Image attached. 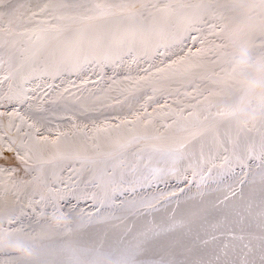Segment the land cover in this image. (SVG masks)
Masks as SVG:
<instances>
[{
	"label": "snow or ice",
	"instance_id": "1",
	"mask_svg": "<svg viewBox=\"0 0 264 264\" xmlns=\"http://www.w3.org/2000/svg\"><path fill=\"white\" fill-rule=\"evenodd\" d=\"M232 49L264 59V0H0V160L23 165L0 164V233L34 257L0 264H264V120L238 118L264 96L226 89Z\"/></svg>",
	"mask_w": 264,
	"mask_h": 264
},
{
	"label": "clouds",
	"instance_id": "2",
	"mask_svg": "<svg viewBox=\"0 0 264 264\" xmlns=\"http://www.w3.org/2000/svg\"><path fill=\"white\" fill-rule=\"evenodd\" d=\"M236 54L242 55L248 61L250 75L246 78H241L240 81L244 87L251 89L256 96H264V85L258 83L261 78H264V59L260 57L251 58L246 52L241 53L238 49H232ZM224 111L229 112L228 108ZM264 120V113L259 109L253 108L250 111L242 113L240 117L241 122H246L248 125L255 124ZM54 227H63L66 221L53 219L51 221ZM0 250H6L23 258L25 261H32L34 257L29 250L21 247L19 244L9 242L7 239H0Z\"/></svg>",
	"mask_w": 264,
	"mask_h": 264
},
{
	"label": "bare ground",
	"instance_id": "3",
	"mask_svg": "<svg viewBox=\"0 0 264 264\" xmlns=\"http://www.w3.org/2000/svg\"><path fill=\"white\" fill-rule=\"evenodd\" d=\"M188 46H189V47H193V46L191 45L190 42L188 43ZM196 47H198V45H196ZM186 50H187V49H186ZM193 51H195V47H193ZM236 55H238V54H236ZM231 66H232V65H231L230 62H229V63H226V65H225V67H226L229 71L231 70ZM141 67H147V65L144 64V65H141ZM134 68H135V66H134ZM105 69H108L109 72H111V73L113 72L112 69H111L110 67L105 68ZM118 70H119V69H118ZM125 74H126V73H125L124 71H120V73H117V72H116L115 76H112L111 78H114V79H116V80H122V79H123V76H124ZM139 74H140V75H143L142 72H140ZM132 75H134V76L137 75V72L134 70L133 73H132ZM57 80H59V79H57ZM37 82H39V81H37ZM48 82H51V81H48ZM109 83H111L110 80H109ZM122 86H126V85H122ZM241 86H243V84L241 83L240 79H231V78H229V79L227 80V82H226V89H227L228 91H230V90H232V89H235V88H238V87H241ZM113 87L115 88L116 86H113ZM98 95H99V93H98ZM108 95L114 99V98L117 97V92H116V91H112V92L109 93ZM83 97L85 98V99L83 100L84 103L92 104L93 101H95L96 107H99V108L101 109V111H102L105 115H114V114H116V112H117L118 110H120V108H121V105H116V104H114L112 108H107V107H105L106 104L113 103V99H108V98H106V97H104V96H102L101 99H100L99 101H96V100H95V97L88 98V97H89V93H88V92H84V93H83ZM119 98H120L121 100H123V97H119ZM225 100H226L227 103H231V96L226 95V96H225ZM128 103H132L134 106H137V105H135V101H134L131 97H129L128 101H126V102L124 103V106H123V114H126V113H127V104H128ZM106 109H109V110H111V111H107ZM3 110H4V109H3L2 107H0V111H3ZM9 110H10V108H9ZM149 111H151V109H149ZM241 115H242V113L238 114V118H239V119H240ZM58 122H60V121H58ZM85 122H87V121H85ZM61 123L64 124V127H67V123H66V122H61ZM10 153L13 155V157H12V156H11V157H6V159H3V161H4V160H10V159H11V160H12V161H11V165L16 166V167H19V168H22L23 165L20 163V161H18V160L15 158V153H14V152H9V151H7V149H6V147H5L4 155L10 154ZM13 159H14V160H13ZM4 162H5V161H4ZM238 171H239V169H237V172H238ZM63 175H64L65 177H67V176H68V172L65 171V172L63 173ZM169 183H170V185H173V186H174V185H176V180H175V179H172V180L169 181ZM158 187H159V189L164 190V191H171V190H173L172 188H165V186H164L163 184L159 185ZM180 187H184V185L181 184ZM212 187H215V185H212ZM193 191H195V189H193ZM73 202H74V201H73ZM89 203H90V202H89ZM89 203L81 202L80 207L85 208V209L88 210V211H91L92 209L89 207ZM5 211H6V206L0 204V212H5ZM0 239H7L9 242H11V239H12V238H9V237H8L6 234H4V233H0ZM12 243H13V242H12Z\"/></svg>",
	"mask_w": 264,
	"mask_h": 264
},
{
	"label": "rangeland",
	"instance_id": "4",
	"mask_svg": "<svg viewBox=\"0 0 264 264\" xmlns=\"http://www.w3.org/2000/svg\"><path fill=\"white\" fill-rule=\"evenodd\" d=\"M14 2H16V3H24L25 0H14ZM32 2L34 3L35 0H32ZM120 71H122V70H117V73H120ZM115 74L113 72L112 73L109 72L108 69H105V81L107 83H109V77L115 76ZM85 78H90L91 80H97L98 77H97L96 74H92L91 71H89L88 75ZM69 79H71L76 85H80L81 84V79H78L76 75L70 76ZM55 83L56 84H60V80H56ZM65 86H67V85L66 84L65 85H61V87H65ZM91 87H92V85L89 84L88 85V88H91ZM73 90H75V89H73ZM85 92H87V91H85ZM106 110L107 111H111L109 109H106ZM11 156L13 157V155L11 153L10 154H7V155H4V157H11ZM4 161L3 160H0V164H4V165L11 164V161L12 160L10 159V160H4Z\"/></svg>",
	"mask_w": 264,
	"mask_h": 264
}]
</instances>
